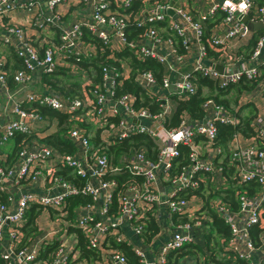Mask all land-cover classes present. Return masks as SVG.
Instances as JSON below:
<instances>
[{"label": "built area", "instance_id": "built-area-1", "mask_svg": "<svg viewBox=\"0 0 264 264\" xmlns=\"http://www.w3.org/2000/svg\"><path fill=\"white\" fill-rule=\"evenodd\" d=\"M141 1L143 4L134 9L131 7L133 0H45L44 6L40 0L16 3L0 0V41L11 47L22 60L23 69L12 75V82L16 86L14 90H22L36 68L50 73L61 63L72 59L65 67L75 75L84 58L106 51L104 58L117 59L114 64L110 63L112 66L100 65L98 82L95 81L97 74L93 79L86 78L80 86L79 97L66 95L43 84L44 88L38 92H22L24 102L33 106L24 109L16 96L5 94V100L10 102L11 112L16 118L0 126V146L18 134L22 136L19 140L15 139L17 148L12 154L6 155L0 149V195L4 194L8 201L7 204L0 202L1 264H68V251L61 242L51 252L50 258L45 260L37 259L40 248L45 244L44 236L20 244L22 232L19 228L25 210L33 203L41 209L57 210L62 215L65 213L63 208L67 197L79 193L88 194L92 202L98 199L102 189L108 188L109 192L104 198L105 206L102 208V214H105L116 182L103 177L123 172L141 176L142 181L121 183L120 190L115 193L116 209L112 214L115 220L110 222L86 214L78 217L74 223L82 230L87 247L101 249L102 238L109 235H116V240L121 242L117 224L122 220L127 221L135 231L142 230L141 224L152 217L155 205H164L170 214L176 215L196 211L200 215L193 223L198 225L205 220L201 215L203 207L196 202L198 194L189 192L201 186L202 181L204 186L208 182L213 189H224L230 178L233 188L231 197L228 195L225 198L224 193L220 192L219 196L215 195V199L208 201V206L227 225L231 247L228 250L234 253V257L244 264H264V231L256 237V241L249 236L251 227L259 222L264 224V218L261 219V215L264 216V140H260L264 139V0H243L247 4L245 11L240 10L242 0H209L206 7H202L206 0H190L189 4H195V12L200 13V16L195 15L190 8L176 6L168 0ZM71 5L85 7L84 17L59 24L62 10L67 11ZM20 9L27 12L28 25L39 32L36 46L20 25L3 21L8 12ZM166 10H170L171 14ZM243 16H247L245 22L241 20ZM206 19H212L213 23L212 31L208 30L210 49L203 42V22ZM258 21L262 26L254 28L252 25ZM49 28L56 29V40L40 35L41 31ZM252 35L255 38L251 44ZM122 50H127L126 56L136 60H154L165 72L159 82L147 70L136 69L132 75V80L141 85L150 97L160 101L156 113L151 114L147 108H133V97L126 92L115 94V88L121 80L131 75L129 68L127 76L123 77L122 65H119L123 58L128 57L115 55ZM187 55L194 58L191 70L171 77L170 70L182 63ZM3 64L4 59L0 55V91L7 92ZM212 64H219L221 71L214 69ZM198 76L208 79L212 90L216 92L225 91L229 87L235 89L243 80L253 81L251 89L237 90L238 94H252L251 105L256 108L255 113H249V133L245 135L239 129H234L225 147H221L216 140L215 122L237 127L247 117L235 112V107L240 109L244 104L224 106L211 97L199 104L202 111L200 118L187 119L189 114L183 112L177 125L169 128L163 126V118L169 117V97L167 94H156L153 89L160 87L165 93L176 92L173 97L176 104V100L188 99L194 93L190 79H197ZM85 84L90 86L84 87ZM170 86L173 90H169ZM202 89L206 90L205 87ZM257 98L262 101L259 103ZM108 100L111 107L105 110ZM41 106L56 110L66 117L84 108L90 110L93 106L91 109L96 117L118 118V132L113 135L114 138H123L134 132H145L152 136L156 144V158L151 160L142 149H134L126 154V161L119 162L118 157V162L111 165L104 147L88 154L87 138L76 125H71L65 131V136L75 147L74 152L56 153L52 147L30 135L33 131L31 125L42 120L38 109ZM144 120L148 123H143ZM179 146L185 148L184 164L177 161ZM53 155L57 159L54 164L66 166L76 176L84 177V185L78 187L51 172L43 182L47 184L44 190L37 192L27 188L17 192L15 197L12 196L11 188L16 189L23 183L27 187L31 185L40 174L37 167ZM174 160L173 168L177 169L170 173L168 170ZM227 167H230L229 173ZM157 170L169 185L168 193L162 200L158 199L156 193L159 177ZM92 179H97L95 185L91 183ZM251 186L255 188L248 191ZM9 205H13L12 209H9ZM182 224L187 223L175 225L170 237L161 245L159 264H164L166 254L192 242V236L184 230L186 225ZM105 248L101 251L104 262L130 264L118 250L110 246ZM133 252L141 256L138 250L133 249ZM209 255L214 258L209 264H224L228 260L221 253Z\"/></svg>", "mask_w": 264, "mask_h": 264}, {"label": "crops", "instance_id": "crops-1", "mask_svg": "<svg viewBox=\"0 0 264 264\" xmlns=\"http://www.w3.org/2000/svg\"><path fill=\"white\" fill-rule=\"evenodd\" d=\"M12 1L16 3V2H21L23 0H12ZM40 1H41L42 6H44L45 0H40ZM207 5H208V2H205L202 4V7H206ZM195 7H196L195 4L193 2H190L189 8L193 11L195 15L200 16V13L196 14ZM84 10H85V7L82 8L80 5L73 6V7L71 5L67 11L64 9L62 10L63 16L61 17L58 23L59 24L70 23L74 20L81 19V17H84ZM27 19H28L27 12L23 9L10 11L3 17V21H7L12 24L20 25L23 28L25 35L29 38L32 44L36 46L37 39H38L37 35L39 34V32H37L35 29H33L31 26L28 25ZM204 21L205 22L203 23H204L205 29L207 28L206 27L207 23H211L210 27L213 24L212 19H206ZM210 27H208L207 30H209ZM42 34H44L45 36H47L48 38L52 40L57 39V31L54 28H49L45 31H41L40 35ZM9 54H10L9 46L7 47L6 45L2 44L0 41V55H2L3 58L6 60ZM87 59H89V57ZM71 62H72V59H68L67 62L63 64L61 63L60 66H57L50 73H44L42 72L41 68H36L35 71L30 74L29 81L22 88V90H18L19 88L18 89L16 88L14 90L15 83L12 82V86H10L6 82L5 85L8 91L7 92L0 91V126L8 120L16 118L15 114L11 112L10 102L5 100L6 99L5 94L12 93L13 96H16L17 100L20 101L21 107L24 109L32 108L33 106L24 102L23 98L21 97L22 92L23 91L38 92L44 88L43 84H47L51 86L52 88H54L52 85L53 83H55L56 85H63V88L62 89L60 88L61 92L69 96L79 97L81 95L80 86L82 82L78 80L79 85L77 86V89L70 91L66 89L67 82L63 79V77L67 79L69 75H73L70 72L69 68L65 67L66 65H69ZM193 63H194V58L191 55H187L182 63L178 64L174 68V70H170V76L173 77L177 73L182 72V71H190ZM120 64L122 65L123 77H126L127 76L126 74L128 73V70L130 68L128 59L123 58V63L120 62L119 65ZM8 69L9 68L5 69L6 74L10 73V70ZM86 70L89 71V75L87 74L88 72ZM43 75H45V77ZM81 75H84L85 79L86 78L93 79L96 73L95 72L93 73L90 68H87L81 71ZM161 75H165V72L163 70H162ZM78 78L79 76L77 77V79ZM153 91L156 94H160V95L165 93L160 87H156L155 89H153ZM250 105L251 104H245L241 106L240 111L243 112L244 114L248 112L252 113L253 105L251 106ZM174 106H175V100L173 97H170L168 101L169 114L167 116L171 114ZM110 107H111V102L110 100H108L105 104V110H109ZM40 115L42 118L41 122L33 123L31 125L33 126V131L30 133L31 136L36 137L40 141L41 139L44 138V136L51 134V133H56L58 128H61L62 126L65 127V131L71 125H76L80 129L84 130L85 127L83 126V124L85 125V123H88L91 125L92 131L90 135V142L92 139H94L93 135L96 129H99L98 134H97V136L99 135L101 136V139L100 138L99 139L101 141L110 142V143L113 141L112 140L113 135H115L116 132H118V129L116 128V123L111 122L109 120L106 122H103L101 120L95 119L93 117L95 115L91 108L90 110H87L86 108H84V109L77 111L73 115H67V117H65V121H62V124L58 123V120L54 116L49 115L48 113L40 114ZM143 123H148V122L144 120ZM15 137L8 139L5 143H3L0 146L1 151L5 153L6 155L12 154L17 148V142L15 140ZM41 143L44 145L50 146L49 144H46L45 141H41ZM52 150L56 151L53 147H52ZM56 153H59V152L56 151ZM118 157H116V161H113L110 156H107L109 164L111 165L116 164V162H118V159H117ZM119 158L121 159L119 160V162H124L126 161L127 156L123 154V156ZM56 160H57L56 156L53 155L50 158H48L43 163V165L41 164L40 167H37L39 168L40 174L33 181V183L29 185L28 187L24 185V183L23 185L20 184L19 187L16 189L12 187L10 190L12 196L15 197L17 192L24 191L27 188L34 189L37 192L44 190L47 186L46 183L43 184L45 177L50 175L51 172L53 173L54 171H56V165H58V164H54ZM157 174L158 175L160 174L159 170H157ZM113 175H118V174H115V173L107 174L104 177L109 178ZM204 177L205 176H203L202 178ZM105 180H110V179H105ZM96 182H97V179L91 180V183L93 185H95ZM207 185H208V188L210 187L212 188L211 183L209 187L208 182L205 183V186H204V182L203 181L201 182L202 188L206 187ZM168 190H169V185L165 181V179H163L162 176L158 177V181L156 183V193H157L158 199L162 200L165 197V195L168 193ZM108 192H109L108 188L102 189L99 193L98 199H96L95 201H92L89 204H85V205H77L73 210L72 219H68V220L65 219L64 214L61 215L58 211L53 210L51 208L40 209L39 214L35 218L36 233L34 236H32L29 239H33L38 236H44L45 237L44 243H48L54 239L58 240V243L61 242L65 245V249L68 251V258H70L71 261H73L71 264H101L96 261L90 262V260H86V259H77L76 258L77 252L74 250L76 239L74 235L71 233H68L66 229L68 225H73L76 222V219L78 217H82L86 214H92L93 217L100 218V219L103 218L106 221H110V222L114 221L115 219L113 218L112 214H108L107 212L105 214H102V208L105 206L104 198ZM204 199H207V201H209L215 198L213 197L206 198V191H203L202 195H196V202L200 203L202 207L205 201ZM8 207L9 209H12L13 205H9ZM199 215L200 214H198L196 211L189 212L184 215L170 214L164 205L162 206L155 205L154 209L152 210L151 218L153 219L154 223L157 226V232L154 235H152L150 238H146V234H145V228L147 227V224H148L147 222H149L147 220H145L144 222L145 224H141L142 230L140 231H135L131 227V225L127 223V221L122 220L118 222L119 224H117V231L121 236L122 242L130 246V249L132 251L133 249H136L140 252L141 256H138L137 254L134 253L137 257V261L139 264H159L158 263V252H159L161 245L170 237V233L173 230L175 225H177L178 223H187V224H182V225H186L184 230L187 231V233H189L192 236V242L187 243V244H193L195 246L198 245L199 247H202V248L201 250H194V248L191 247L190 248L191 251L178 257L177 264H208L209 261L207 260L208 257H206V254L210 252L207 251L208 249L204 248V244L206 240L204 241L203 236L207 235V233L210 232V238H211L215 236V233L214 231H211L212 228L211 226H209L210 218L205 213L204 210H202L201 215L205 220L201 221L200 224L198 225L193 223L195 218H197ZM71 222L72 224H70ZM263 225L264 224H261V225L256 224L255 226L250 228L249 236L252 238V240H256V237L261 232L264 231ZM252 230H253V237L255 236V238H253L251 235ZM101 243H102V248H105L107 246L111 247L109 237L107 236L102 238ZM208 246L209 247L214 246V249H213L214 251L212 253H215V252L217 254L221 253L222 255L227 256L228 259L232 262V263L231 262L226 263L225 261L223 262L224 264H233V263L235 264L236 263L235 259L237 258L234 257V253L231 250H228V249H231L230 244H229V239L222 238V237L221 238L216 237L215 239L211 238L210 242H208ZM168 254L164 256V262H163L164 264L167 261ZM205 259L207 260L206 262H205Z\"/></svg>", "mask_w": 264, "mask_h": 264}, {"label": "trees", "instance_id": "trees-1", "mask_svg": "<svg viewBox=\"0 0 264 264\" xmlns=\"http://www.w3.org/2000/svg\"><path fill=\"white\" fill-rule=\"evenodd\" d=\"M139 1L138 0H133L131 7L132 8H136L137 6H139ZM211 23H207L206 27H210ZM207 28L205 29V33L203 34V42L206 46L207 49H210V47H208L209 41H208V30ZM139 29H136V31H138ZM132 32V30L130 31V33ZM255 38V35H252L251 38V44L253 43ZM5 45V44H4ZM8 47V45H6ZM105 52L104 51L102 54H98L96 56L93 57H89V59H84L82 60V62H80V66L84 67V69L90 68L92 70V72H95L96 70H99L100 65H98V60H103L104 56H105ZM9 55L8 58L5 60L4 58V64H3V70H5L6 68H9L8 70H10V73L4 74V79H6L5 83L7 82L10 86H12V75L14 72L23 69L22 67V60L19 57L18 54H16V52H14L12 50L11 47H9ZM209 53H211V51L209 50ZM127 55V50H122L120 53H116V56L118 57H128ZM102 58V59H101ZM130 64V68H131V75L127 78V79H122L121 83H119L116 88H115V94H121V93H128L133 97V103H132V107L137 109V108H147L148 111L153 114L156 113L159 109V100H155L152 97H150L147 93L146 90L139 85L138 83L134 82L132 80V75L134 74L135 70L137 69L138 71H150L152 73V75L154 76L156 82H159L160 78H161V73H162V68L161 66L155 62L152 59L149 58H144L143 60H136L133 57H128L127 58ZM109 63H115V62H111V60H109ZM87 71V70H86ZM88 75H89V71H87ZM45 77V75H43ZM191 83L194 86V93L190 95V97L188 99H178L176 100V104L171 112V114L169 115V117H165L163 120V126L169 128V127H173L175 125H177L180 115L185 112L188 113L189 115L186 117L187 119H197L200 118L202 116V111L199 107V104L206 98L211 97L213 98L216 102L218 103H224L225 99L222 98L221 96L225 93L224 91H213L211 88V82L208 79H204L201 78L200 76L197 77V79H190ZM98 82V80H97ZM14 83V82H13ZM54 89L56 88L57 90L60 91V88H63V85H56L55 83L52 84ZM78 80L75 81V86H78ZM254 83L253 81H246L243 80L241 82H239V87H237L236 90H241V89H251L253 87ZM16 87V86H15ZM14 87V88H15ZM203 87L206 88L202 89ZM70 90V89H68ZM71 91V90H70ZM223 93V94H221ZM167 94V96L170 97H175L176 96V92L173 91H169L168 93H164ZM219 95V96H218ZM264 95V94H263ZM220 97V98H219ZM264 97V96H263ZM223 99L224 102L221 100ZM93 107V106H92ZM91 107V108H92ZM39 113L40 114H46L48 113L49 115L54 116L57 120L58 123L62 124V121H65V117L66 115L57 112L56 110H51L49 108L46 107H39ZM93 111V109H92ZM95 119L101 120L103 122L106 121H111L116 123L118 118L117 117H110V116H104V117H96L93 116ZM249 118H247L243 123H241L240 125H238L237 127H233L231 125H227V124H221L219 122H215V126H216V140L217 143L221 146V147H225L226 145V141L230 138L231 133L234 129H239L243 134H247L250 132L249 129V123H248ZM64 124V122H63ZM83 126L85 127L83 131L84 135L86 136L87 141H88V145H89V150H88V154L90 155L93 152H96L99 148L104 147L105 148V153L107 156H110L112 158L113 161H116V157H120L122 154H130L132 152V150L134 149H142L144 155L151 159V160H155L156 158V144L154 141V138L152 136H150L147 133H130L127 136L123 137V138H114L112 137L113 141L110 142H104L101 141V136H97L99 129L95 130V133L93 135V138L90 142V135H91V125L88 123H85V125L83 124ZM89 126V127H88ZM65 127L62 126L61 128H58L56 133H51L48 134L46 136H44L43 139H41V141H45L46 144H49L50 146H52L56 151H58L59 153H71L74 152L75 147L72 144V142L65 136ZM22 135H17L15 137L16 140H19L21 138ZM100 138V139H99ZM91 145H90V143ZM179 150V156L177 158V161L179 162V164H184L186 163V159H185V148L182 146L178 147ZM120 160V158H119ZM175 163V160L172 162V167L168 170L170 173L173 171H175V169H177V167L173 168V165ZM225 165V164H224ZM227 172H230V167H227ZM54 176H59L60 178L72 182L75 185H78V187H81L84 185L85 182V178L84 177H78L76 176L72 170L66 166H62V165H57L56 166V171L53 172ZM227 175V174H226ZM160 177V175H159ZM114 179L116 182V186L113 190L112 193V200L109 203V205L107 206V210L106 212L108 214H113L115 212L116 209V200H115V193L116 191H119L121 188V183H131V182H137V181H142V177L141 176H132L129 175L128 173H121L118 175H113L109 178L107 177H103V179ZM228 183H226V188L224 189H213V188H208V185L206 186L207 188H202L201 186L197 187L196 189L192 190L189 193H195L198 195H202L203 191H207L206 192V198H211L215 195L219 196V193L222 192L225 195V198L228 197V195H232L233 193V188L231 185L232 180H230V178L227 179ZM255 188V186H251L248 191H253V189ZM204 204H203V210L205 211V213L209 216L210 218V224L209 226H211L212 230L215 233L214 237H211L213 239H215L216 237L219 238H226L228 239L230 236V232L229 229L227 227V225L225 223L222 222V220L217 217L214 212L212 211L211 208H209L208 206V201L207 199H204ZM90 196L88 194H76V195H72L67 197L66 202H65V206L63 208V211H65L64 213V218L65 219H72V215H73V210L77 205H85L90 203ZM0 202H5L6 204L8 203V201L6 202V196L4 194L0 195ZM234 203L231 204V207L234 209ZM42 207H40L37 204H33L31 203L28 208L25 210L24 215H23V221L21 223V226L19 228V231L22 232V237H21V243L27 242V240L29 238H31L32 236L35 235L36 233V227H35V218L37 217V215L40 212V209ZM57 211V210H56ZM264 218L263 215H261V219ZM147 227L145 228V234H146V238H150L152 235H154L157 232V226L154 223L153 219L151 217H148L147 219ZM72 224V222L70 223ZM263 224V222H259L257 225H261ZM258 230V229H257ZM66 231L68 233H71L74 235L75 239H76V244H75V248L74 250L77 252V259H86V260H90V262H99L101 264H108L106 262H103L102 258H101V251L102 250H106V248H101V249H91L89 247H87L86 243V238L82 233V230L80 228H78L75 224L73 225H68ZM251 235L253 237V230L251 231ZM204 241L206 240L205 244H204V248L208 249L207 251L212 253L214 250V246L209 247L208 246V242H210V232L207 233V235H204ZM255 238V236L253 237ZM109 240H110V244L112 249L116 248V250L118 249L122 255L131 263V264H139L137 261V257L134 254V252L130 249V246H128L127 244H125L124 242H120L118 240H116V235H109ZM256 241V240H255ZM19 244V245H20ZM18 245V246H19ZM58 245V240L54 239L51 240L48 243H45L41 248L40 251L37 255V259H49L51 252L54 250V248ZM194 248V250H201L202 247H199L198 245H193V244H184L179 250L173 251V252H169V254L167 255V261L165 262V264H177V259L178 257H180L183 254H186L187 252L191 251L190 248ZM207 247V248H206ZM73 250V251H74ZM206 257H208V261H213V257L209 255V253L206 254ZM205 259V262L207 261ZM70 258H68V264H71L73 261H71ZM236 263L235 264H244L242 260L239 259H235ZM227 262H231L229 259L226 260ZM232 263V262H231ZM1 264V262H0ZM209 264V263H208ZM234 264V263H233Z\"/></svg>", "mask_w": 264, "mask_h": 264}, {"label": "rangeland", "instance_id": "rangeland-1", "mask_svg": "<svg viewBox=\"0 0 264 264\" xmlns=\"http://www.w3.org/2000/svg\"><path fill=\"white\" fill-rule=\"evenodd\" d=\"M160 1H164V0H160ZM168 1H170V2H174V4L176 5V6H183V7H188L189 8V1L190 0H176V1H173V0H168ZM207 2L209 1V0H206ZM139 6H141L142 4H143V2L140 0L139 1ZM209 31H212V28L210 27L209 28ZM235 45H237L238 46V44L237 43H235ZM116 55V54H115ZM102 59V58H101ZM106 61V62H105ZM111 62H117V59H113V60H111ZM98 65H101L102 63L103 64H108L109 66H112L110 63H109V59H108V57L106 56L103 60H98ZM123 63V62H122ZM83 69H84V67H80V68H78V74H73V75H69L68 77H67V79H65L64 77H63V79L67 82V88L66 89H70L71 91L72 90H75V89H77V86H75V81H77V80H79V81H81V82H84L85 81V77H84V75H81V71H83ZM116 69V68H115ZM99 70H96L95 69V73L97 74V78H96V80L95 81H97L100 77H99ZM81 75V76H80ZM79 76V78L77 79V77ZM80 82V83H81ZM98 85H99V83H97ZM86 86H90V84H85L84 85V87H86ZM231 89V90H230ZM237 89V87L235 88V89H233V87H229V88H226L225 89V94H224V96H223V98L225 99V102H224V100L223 99H221L224 103H223V105L225 106V105H227V106H233L234 104H253L252 103V101H251V99H250V96H252V94H250L249 92L247 93V92H242V93H240V94H238V91L236 90ZM230 90V91H229ZM252 93V92H251ZM221 94H223V93H221ZM219 96V95H218ZM220 98V97H219ZM264 100V99H263ZM257 101L260 103L261 101H262V99H260V98H257ZM244 104V105H245ZM251 106V105H250ZM252 110H253V112L255 113L256 112V108H255V106H252ZM255 108V109H254ZM235 112L239 115V116H246L247 118H251V114H248V113H243V112H241L240 111V109H238V108H236L235 107ZM150 114H148V116H149ZM163 120H164V118H163ZM145 133V132H144ZM260 140H264V139H260ZM262 143H264V142H262ZM44 163V162H43ZM43 163H42V165H43ZM213 257V256H212ZM214 259V258H213ZM216 259H218V258H216Z\"/></svg>", "mask_w": 264, "mask_h": 264}, {"label": "water", "instance_id": "water-1", "mask_svg": "<svg viewBox=\"0 0 264 264\" xmlns=\"http://www.w3.org/2000/svg\"><path fill=\"white\" fill-rule=\"evenodd\" d=\"M166 12L169 13V14H171V11H170V10H166ZM241 20H242L243 22H245V21L247 20V16H243V17L241 18ZM252 26H253L254 28H259V27H261L262 25H261V22L258 21V22H256V23H254ZM212 67H213L214 69H216L218 72L221 71V66H220L219 64H212ZM169 90H173V87L170 86V87H169Z\"/></svg>", "mask_w": 264, "mask_h": 264}, {"label": "clouds", "instance_id": "clouds-1", "mask_svg": "<svg viewBox=\"0 0 264 264\" xmlns=\"http://www.w3.org/2000/svg\"><path fill=\"white\" fill-rule=\"evenodd\" d=\"M246 8H247V4L244 3L243 0H242V3L240 4V10H241V11H245Z\"/></svg>", "mask_w": 264, "mask_h": 264}]
</instances>
